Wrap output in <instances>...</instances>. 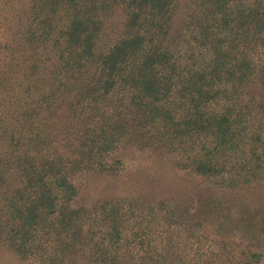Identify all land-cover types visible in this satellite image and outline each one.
<instances>
[{"label":"trees","instance_id":"16d2710c","mask_svg":"<svg viewBox=\"0 0 264 264\" xmlns=\"http://www.w3.org/2000/svg\"><path fill=\"white\" fill-rule=\"evenodd\" d=\"M134 151L208 196L81 190L123 178ZM257 189L264 0H0L2 252L21 264H264L211 227L219 203ZM249 200L229 205L243 235L257 229Z\"/></svg>","mask_w":264,"mask_h":264},{"label":"rangeland","instance_id":"374dc122","mask_svg":"<svg viewBox=\"0 0 264 264\" xmlns=\"http://www.w3.org/2000/svg\"><path fill=\"white\" fill-rule=\"evenodd\" d=\"M124 159L126 160L127 173L123 178L112 184H107L104 180L90 177L89 180L87 178L81 181V190H92L93 199L103 195L110 197L134 196L146 202L162 197H178L183 194L189 197H195L200 192H204L205 195L207 193V196L209 194V191L203 190L205 185L202 184V181L186 176L169 168L168 165L150 158L147 152L134 151L127 157L125 155ZM105 186L107 189L104 188ZM241 197L250 198L252 212L256 213L257 229L253 234H242L240 225L243 221L236 222V226H232V221H230L232 211L240 216L244 213L241 211L242 207L233 210L229 207V205L237 203ZM227 200L231 204L222 205L219 203L218 218H213L211 221L213 232L233 241L239 250L248 248L264 254V190L241 192L232 200ZM218 201H223V198L218 197ZM227 215L229 217L226 220L225 216ZM0 264L21 263L16 262L10 254L0 250Z\"/></svg>","mask_w":264,"mask_h":264}]
</instances>
